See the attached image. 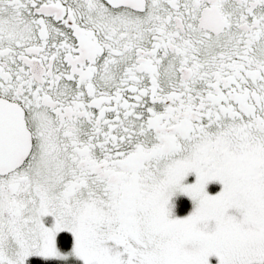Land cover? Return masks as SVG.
<instances>
[{
    "label": "flooded vegetation",
    "instance_id": "1",
    "mask_svg": "<svg viewBox=\"0 0 264 264\" xmlns=\"http://www.w3.org/2000/svg\"><path fill=\"white\" fill-rule=\"evenodd\" d=\"M1 104L31 146L0 174V264H62L83 227L145 264L134 226L178 165L264 184V0H0Z\"/></svg>",
    "mask_w": 264,
    "mask_h": 264
},
{
    "label": "rangeland",
    "instance_id": "2",
    "mask_svg": "<svg viewBox=\"0 0 264 264\" xmlns=\"http://www.w3.org/2000/svg\"><path fill=\"white\" fill-rule=\"evenodd\" d=\"M240 159L230 155L220 171L209 174L206 159L199 157L169 173L168 190L154 207L142 209L134 226L139 237L152 233L143 252L145 264H214L215 256L228 264L248 247L264 243V184L228 188L231 177H243L250 166ZM177 190L188 204L177 206L172 196ZM81 232L82 240L71 246L63 264H125L116 248L91 243L85 227ZM45 252L52 254L53 247Z\"/></svg>",
    "mask_w": 264,
    "mask_h": 264
},
{
    "label": "water",
    "instance_id": "3",
    "mask_svg": "<svg viewBox=\"0 0 264 264\" xmlns=\"http://www.w3.org/2000/svg\"><path fill=\"white\" fill-rule=\"evenodd\" d=\"M12 109L4 104L0 105V174L6 173L18 167L30 150V135L22 118L14 124L11 130L4 118H9ZM16 135L13 139L10 135ZM12 139V140H11Z\"/></svg>",
    "mask_w": 264,
    "mask_h": 264
},
{
    "label": "trees",
    "instance_id": "4",
    "mask_svg": "<svg viewBox=\"0 0 264 264\" xmlns=\"http://www.w3.org/2000/svg\"><path fill=\"white\" fill-rule=\"evenodd\" d=\"M186 204H188V203H187V199L180 198V197L177 198V206H178V207H181V206L186 205ZM151 235H152V233H148V234H147V237H148L149 239H151ZM124 262H125V264H127L128 261H126V260L124 259ZM47 264H56V262H54V261H49V262H47Z\"/></svg>",
    "mask_w": 264,
    "mask_h": 264
}]
</instances>
